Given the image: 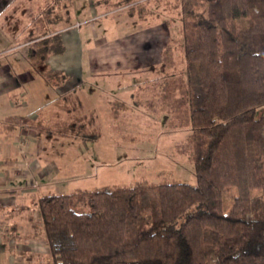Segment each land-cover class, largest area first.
Returning a JSON list of instances; mask_svg holds the SVG:
<instances>
[{"label": "trees", "instance_id": "16d2710c", "mask_svg": "<svg viewBox=\"0 0 264 264\" xmlns=\"http://www.w3.org/2000/svg\"><path fill=\"white\" fill-rule=\"evenodd\" d=\"M151 2L94 0L96 6L127 7L138 20L158 11ZM72 3L50 0L42 13L57 27L70 21ZM155 3L176 13L183 43L181 58L174 38L164 44V73L154 92L172 126L191 127L185 148L197 181L140 178L41 195L47 264H264V113L258 114L264 107V0ZM239 18L248 25L239 29ZM29 41L37 73L54 86L69 80L63 69L46 65L66 51L61 29ZM61 96L63 117L41 113L15 122L40 138L57 133L98 141L100 131L83 112L77 89Z\"/></svg>", "mask_w": 264, "mask_h": 264}, {"label": "rangeland", "instance_id": "374dc122", "mask_svg": "<svg viewBox=\"0 0 264 264\" xmlns=\"http://www.w3.org/2000/svg\"><path fill=\"white\" fill-rule=\"evenodd\" d=\"M27 2L28 0H6L2 16L8 13L11 8L14 10L19 8L20 11ZM74 3L76 9H74V17L70 21L79 22L83 34L92 36L91 41H82L81 49L90 48L98 42V45L89 51L91 65L96 71L100 69L99 79L104 77L105 79L102 80L109 79L102 81L105 84L112 81L115 83L118 77L126 78L129 83L125 91V100L127 101L118 100V103H115V99L108 98L110 104L108 119L100 117V122H95L99 123L100 127H98L102 133L104 132L105 137L111 138L113 144L116 145L117 153L113 155L114 159L110 163L105 151L101 150V137L98 141H88L71 134L59 135L55 133L52 136H45L44 149L39 150L38 153L37 149L34 150L36 157L44 160L50 169H55L57 173L59 169V175L68 176L70 179L67 180V183L66 181L55 184L52 182L49 184L50 186L44 187L45 190L40 194L51 191L71 192L77 188H92L105 184H127L140 178L156 180L170 176L185 182L196 183L194 162L191 161L190 151L185 148V140L191 127L172 126L166 111L167 107L162 105L154 92V82L164 73L162 63L164 44L170 38H174L175 56L181 58L182 55L183 38L179 31L178 19L174 16L176 13L169 14L166 11V6L156 4L155 0H152L150 4L154 5L158 11L148 14L147 18L143 20H138L137 16L130 17L127 7L110 8V6L101 5L92 10L93 0H74ZM36 17L33 19L35 20V35L44 34L70 24V21L67 24L61 22L59 27L55 28L50 24L51 28H48L45 19L40 16ZM133 19L137 20L133 21ZM9 21H11L10 18L0 19V23L3 24H0V55L4 52V56L8 52L7 50L13 48L7 55L13 54L19 75L10 79L5 76L4 82H17L18 85H21V83L26 84L33 81L38 84H46L51 87L48 90L51 100L44 105L47 106V115L52 120L63 117L66 112H63L61 108L65 104H63L62 94H57L55 91L58 86L50 84L37 73L28 57L29 26H20V34L13 38L11 32H15L16 27L10 25ZM23 21L25 20L23 19ZM247 25V18L237 20L239 29ZM94 33L99 35H94ZM183 65L184 63H181V67ZM168 71H174V66ZM128 75L137 76L128 77ZM81 84H86L85 97L89 101L85 102L84 112L91 111L93 113L95 96L91 95L93 99L89 96L87 89L89 84ZM61 86L59 85V87ZM109 92L113 95L117 94L114 90ZM81 95L84 101L83 91H81ZM149 101L153 104H149ZM35 106L32 104L30 108L33 109ZM42 107L43 105H40L37 109ZM119 111L142 119L146 124L154 123L153 129L160 128V131L153 135L150 134L149 137L146 136L147 134L141 135L142 132H145L142 123L135 124L128 119L121 118L116 115ZM263 113L264 107L259 108L258 114ZM108 127L110 128L106 129ZM123 144L128 145L124 146ZM26 151L28 152V150L24 152ZM76 156L79 159H76ZM71 159L81 162L83 170L80 168L81 172H77L78 177H74L76 173H72ZM231 205V197L225 196V210L228 211Z\"/></svg>", "mask_w": 264, "mask_h": 264}, {"label": "crops", "instance_id": "0c3cea01", "mask_svg": "<svg viewBox=\"0 0 264 264\" xmlns=\"http://www.w3.org/2000/svg\"><path fill=\"white\" fill-rule=\"evenodd\" d=\"M49 1L41 0L40 3V0H28L20 11L19 8L16 10L11 8L8 13L2 16L6 0H0V19L7 20L10 18V25L16 27V33L14 31L11 32L13 38L16 37L15 35L18 36L20 34V26H29V40L34 36L41 37V35H48L56 29L44 34L35 35V20L33 19L36 16H40L45 19L48 28L50 27L49 22H47L42 13V9ZM91 5L92 10L98 8L94 0ZM74 9L76 7L73 0L71 19L74 17ZM36 18L39 19L38 17ZM136 20L133 19V21ZM0 24L3 25L2 23ZM60 24L57 26L59 27ZM80 25L79 22L70 21V24L67 26L58 28L62 31L67 48L62 54L50 56L46 60V65L63 69L70 75L69 80L62 84L61 87L55 86L57 94H63L72 89H77L80 94L83 91L85 104V102H89L88 98L85 97L86 84L81 83L89 84L87 86L88 94L92 99L91 95L95 96L93 100L94 109L93 113L91 111L85 113L92 116L95 122H100V117L108 119V113H110L108 98L115 99V103H118V100L127 101L125 100V91L129 83L126 78L120 79L118 77L115 83H112V81L105 84L103 82L109 79L102 80L105 77L98 78L100 69L98 71L94 70L89 59V51L95 48L98 42L90 48L81 49L82 41H91L92 36H89V34L88 36L84 35ZM94 35L99 34L94 33ZM12 49L7 51H12ZM8 52L4 54L5 57L3 56L4 52H1L2 54L0 55V264H47L51 261V253L39 209L40 192L45 190L44 187L50 186L49 184L52 182L55 184L66 181L67 183L70 178L59 175V169L57 173L55 169H50L44 160L36 157L34 150L37 149L38 153L39 150L44 149L45 137L40 138L35 129L27 128L15 122V119L27 121L31 118H37L41 113L47 115V106L44 105L51 100V95L48 92L51 87L33 81L26 84L21 83V85H18L17 82L5 83V76L10 79L19 75L13 54L7 55ZM130 76L134 77L137 75H128V77ZM110 90L116 91L117 94H110ZM121 92L122 94H120ZM32 104L36 105L33 109L30 108ZM40 105H43V107L37 109ZM116 115L128 119L135 124L142 123L145 132H142L141 135L147 134L146 136L149 137L150 134L153 135L160 131V128L153 129L154 123L146 124L142 119L135 118L130 114H123L119 111ZM98 124L96 125L99 129L100 126ZM99 131L101 134V129ZM103 133L102 136L100 135L102 140L101 150L105 151L110 163L114 159L113 155L117 153V149L112 139H108ZM123 145L127 146L128 144ZM25 150H28V152H24ZM76 159H79V157L76 156ZM76 159H71L73 163L72 173H76L74 177H78L77 172H81L80 168H82L81 162H76Z\"/></svg>", "mask_w": 264, "mask_h": 264}]
</instances>
